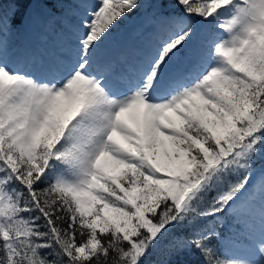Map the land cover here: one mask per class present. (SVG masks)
Here are the masks:
<instances>
[{
  "label": "snow or ice",
  "instance_id": "obj_1",
  "mask_svg": "<svg viewBox=\"0 0 264 264\" xmlns=\"http://www.w3.org/2000/svg\"><path fill=\"white\" fill-rule=\"evenodd\" d=\"M0 264H264V0H0Z\"/></svg>",
  "mask_w": 264,
  "mask_h": 264
},
{
  "label": "rangeland",
  "instance_id": "obj_2",
  "mask_svg": "<svg viewBox=\"0 0 264 264\" xmlns=\"http://www.w3.org/2000/svg\"><path fill=\"white\" fill-rule=\"evenodd\" d=\"M136 23L135 20H131V23L124 28L122 31H127L129 28L134 26ZM52 37H49L51 39ZM9 44L17 49H22L25 47H34L38 46L42 42V37L34 31H26L23 33H14L6 37Z\"/></svg>",
  "mask_w": 264,
  "mask_h": 264
},
{
  "label": "trees",
  "instance_id": "obj_3",
  "mask_svg": "<svg viewBox=\"0 0 264 264\" xmlns=\"http://www.w3.org/2000/svg\"><path fill=\"white\" fill-rule=\"evenodd\" d=\"M10 8H11V5L5 4V9H4L5 11H8ZM130 23H131V20L127 24H125L124 26H122V28H124L125 26L129 25ZM190 259L192 261H196L198 258L195 255H193L192 257H190Z\"/></svg>",
  "mask_w": 264,
  "mask_h": 264
}]
</instances>
